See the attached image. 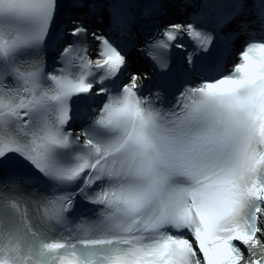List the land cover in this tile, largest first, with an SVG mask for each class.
I'll list each match as a JSON object with an SVG mask.
<instances>
[{"label":"snow or ice","instance_id":"1","mask_svg":"<svg viewBox=\"0 0 264 264\" xmlns=\"http://www.w3.org/2000/svg\"><path fill=\"white\" fill-rule=\"evenodd\" d=\"M257 31L264 0H0V264H264Z\"/></svg>","mask_w":264,"mask_h":264},{"label":"bare ground","instance_id":"2","mask_svg":"<svg viewBox=\"0 0 264 264\" xmlns=\"http://www.w3.org/2000/svg\"><path fill=\"white\" fill-rule=\"evenodd\" d=\"M130 60L136 64L135 69L139 68V70L141 69V71H145L143 68V63L140 61V58L133 57Z\"/></svg>","mask_w":264,"mask_h":264}]
</instances>
